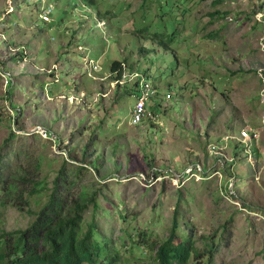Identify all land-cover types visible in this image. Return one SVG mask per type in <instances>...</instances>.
Returning <instances> with one entry per match:
<instances>
[{"label": "rangeland", "instance_id": "1", "mask_svg": "<svg viewBox=\"0 0 264 264\" xmlns=\"http://www.w3.org/2000/svg\"><path fill=\"white\" fill-rule=\"evenodd\" d=\"M20 47L31 55L17 66L10 49ZM88 59L107 80L88 77ZM117 61L160 89L141 124L134 84L114 82ZM6 68L0 202L17 174L44 190L28 207L0 203L2 228L27 230L59 179L85 204L84 229L97 228V264H159L174 230L176 245L193 244L189 264H264V0H0ZM101 89L108 98L93 102ZM231 138L248 141L235 169L216 160L237 158Z\"/></svg>", "mask_w": 264, "mask_h": 264}, {"label": "trees", "instance_id": "2", "mask_svg": "<svg viewBox=\"0 0 264 264\" xmlns=\"http://www.w3.org/2000/svg\"><path fill=\"white\" fill-rule=\"evenodd\" d=\"M159 36L162 38L164 35H155ZM120 66L118 61L114 62L113 72L119 71ZM121 78L119 72L117 79ZM25 174H17L11 177L10 182H3L1 205L16 201L15 206L24 204L28 207L30 202L26 196L39 195L44 190L43 184L33 182ZM28 186L33 188L28 190ZM55 186L48 202L27 230L6 231L0 226V264H97L101 249L95 241V227L84 229L85 204L79 198L76 201L67 197L60 190L63 186L59 185V179ZM175 232L167 242L156 248L159 264H189L193 244L188 241L176 245ZM199 257L197 255L196 260ZM212 259L211 254L208 262Z\"/></svg>", "mask_w": 264, "mask_h": 264}, {"label": "clouds", "instance_id": "3", "mask_svg": "<svg viewBox=\"0 0 264 264\" xmlns=\"http://www.w3.org/2000/svg\"><path fill=\"white\" fill-rule=\"evenodd\" d=\"M42 3V2H41ZM41 5V4H40ZM41 7V6H40ZM46 9H43L42 7V11H45ZM52 10V9H51ZM50 10V11H51ZM48 13L49 11L45 12L46 15L42 16L43 17V20L45 22H49L50 21V18L48 16ZM11 53H12V56L11 57H14L15 60H16V63H17V66L20 64V65H23V64H26V63H29V57L31 54L28 53V49L25 48V47H20V49H16V50H13V49H10ZM78 52H81L83 51V48L82 47H79ZM10 57V58H11ZM35 58L33 57L32 60H34ZM87 59L86 57H84V60ZM57 63V62H56ZM89 69L87 70V75L90 79H92L93 81L95 82H98V83H102L104 82L105 80L108 79V77H104V76H101V73L103 72V68L102 66L99 64V61H95L93 59H88V62L85 63ZM54 65V66H53ZM52 65V68H49L46 72L49 74L52 72V74H55L53 73V70L55 68H58V65L57 64H53ZM35 67V66H33ZM36 68V67H35ZM43 71V69H40V71ZM119 72H121L122 74V78L121 79H117L118 78V75H119ZM0 75L2 77V80L4 81L6 87L10 86L11 85V81L14 80V75H13V71L12 70H9V69H3L1 72H0ZM116 77H115V84L119 87H123L129 83H133L134 85L132 86V91L133 89H135V91L137 92V95H136V99H137V103L132 111V119H133V122L132 124L134 125H138V124H141L143 123L144 121H146L147 119H149L148 117L150 116V113L148 111L150 105L153 103V100L155 97H158L160 95V89H158V87L156 88V83H154L153 81H151L147 76V74H145L144 72H141V71H130L129 73H126L125 74V64H121L120 66V70L119 71H116L115 74H114ZM261 76L263 77H260L262 79V81L264 82V74H262V71H261ZM58 81V80H57ZM56 81V82H57ZM112 82V84L114 83ZM146 84H149L151 87H152V91L153 93L151 94V97L146 101V104H145V110H146V114L144 116L143 119H141L139 122H136L135 121V110H136V107L138 106L139 104V100H140V97H141V93L142 91L145 89V85ZM113 91V90H112ZM9 93V92H8ZM82 97L85 98V95L82 94ZM108 96L107 95H104V93L102 92V89H101V92H99L97 94V96L94 98L93 102L95 103H99L100 100H105L107 99ZM168 100H171L172 98V94H168ZM71 100L73 101H76L77 98H73L71 97L70 98ZM84 103V105H87V103L85 102V100L82 101ZM87 106H89L88 108H90V104H88ZM157 121V120H156ZM32 132L37 135V134H40L42 137H44L45 139H48V134H47V130L38 125L34 130H32ZM250 133L252 134V142H253V146L256 142H259V135H257L256 133H253L252 131H250ZM245 136V134H243ZM51 139V137H50ZM230 141H234L236 142V145H237V150H238V153L235 154V158L234 160L230 161L229 159L226 158V156L222 155V156H217L216 157V160L219 162L220 165H222V167H225V166H230V167H234L235 169V165H237V159L241 158L240 155H243L245 154L246 152H248V149H247V142L248 141H244L243 139L242 140H239L237 138H231ZM229 147V145H228ZM245 151V153H242V151ZM228 153V150L225 149V154ZM258 154L254 153L253 151V156H257ZM251 158V156H250ZM215 160V162H216ZM194 169H187V174L191 173V172H194L193 171ZM227 170V172H229L230 170L229 169H225ZM200 174H203L202 171L199 172ZM263 172L261 173H258L257 176H255V179L258 180V176L259 175H262ZM196 175V174H195ZM179 176V175H178ZM228 193H224L223 192V195H225V197L227 196ZM73 200H78V198L76 199H73ZM238 201V200H237ZM82 202V201H81ZM239 203V202H238ZM95 207V206H94ZM238 207H241L240 206V203L238 205ZM97 229V228H95ZM156 257H157V251H156ZM118 257H116V259H114L116 262H113L114 263H117L118 262Z\"/></svg>", "mask_w": 264, "mask_h": 264}, {"label": "built area", "instance_id": "4", "mask_svg": "<svg viewBox=\"0 0 264 264\" xmlns=\"http://www.w3.org/2000/svg\"><path fill=\"white\" fill-rule=\"evenodd\" d=\"M152 93H153L152 87L149 84H146L145 89L141 93L139 104L135 110V117L134 118H135L136 122H139L141 119L144 118V116L146 114L145 104H146V101L151 97ZM246 134H248V133L246 132ZM246 134H245V136H248Z\"/></svg>", "mask_w": 264, "mask_h": 264}]
</instances>
